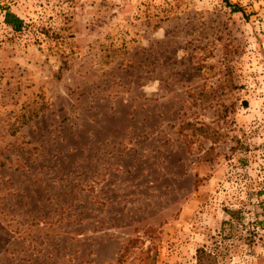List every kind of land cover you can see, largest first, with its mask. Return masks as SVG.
Listing matches in <instances>:
<instances>
[{
  "label": "rangeland",
  "instance_id": "rangeland-1",
  "mask_svg": "<svg viewBox=\"0 0 264 264\" xmlns=\"http://www.w3.org/2000/svg\"><path fill=\"white\" fill-rule=\"evenodd\" d=\"M199 248L264 264V0H0V264Z\"/></svg>",
  "mask_w": 264,
  "mask_h": 264
},
{
  "label": "trees",
  "instance_id": "trees-1",
  "mask_svg": "<svg viewBox=\"0 0 264 264\" xmlns=\"http://www.w3.org/2000/svg\"><path fill=\"white\" fill-rule=\"evenodd\" d=\"M236 6V5H235ZM236 10L238 7H235ZM5 22L14 27L15 30H21L24 23L23 19L17 16L11 11L6 12ZM197 264H216V255L212 251H208L204 248H199L197 250Z\"/></svg>",
  "mask_w": 264,
  "mask_h": 264
}]
</instances>
